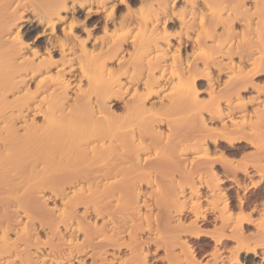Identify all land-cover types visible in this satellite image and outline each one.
<instances>
[{
    "label": "bare ground",
    "instance_id": "1",
    "mask_svg": "<svg viewBox=\"0 0 264 264\" xmlns=\"http://www.w3.org/2000/svg\"><path fill=\"white\" fill-rule=\"evenodd\" d=\"M0 264H264V0H0Z\"/></svg>",
    "mask_w": 264,
    "mask_h": 264
},
{
    "label": "rangeland",
    "instance_id": "2",
    "mask_svg": "<svg viewBox=\"0 0 264 264\" xmlns=\"http://www.w3.org/2000/svg\"><path fill=\"white\" fill-rule=\"evenodd\" d=\"M257 78H261L260 75H259V77H257ZM196 85H197L196 87L199 89L198 91H199V92H202V87H201V85H202V81H201V80H200V81H197Z\"/></svg>",
    "mask_w": 264,
    "mask_h": 264
}]
</instances>
